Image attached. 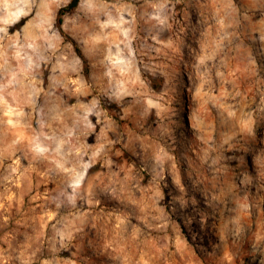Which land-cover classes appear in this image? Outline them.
Instances as JSON below:
<instances>
[{
    "label": "rangeland",
    "instance_id": "1",
    "mask_svg": "<svg viewBox=\"0 0 264 264\" xmlns=\"http://www.w3.org/2000/svg\"><path fill=\"white\" fill-rule=\"evenodd\" d=\"M71 2L0 0V264H264V0Z\"/></svg>",
    "mask_w": 264,
    "mask_h": 264
},
{
    "label": "trees",
    "instance_id": "2",
    "mask_svg": "<svg viewBox=\"0 0 264 264\" xmlns=\"http://www.w3.org/2000/svg\"><path fill=\"white\" fill-rule=\"evenodd\" d=\"M79 2H80V0H72V2L69 4V6H67L66 8H64V9L59 11L58 17H57L56 26L58 27V29L61 30V32H63L62 31V26H63L65 14L73 12L74 10H76L78 5H79ZM25 22H26V20L22 19L17 25H15V28H17V29L20 28L21 26H23L25 24ZM64 36L66 38H68L66 35H64ZM71 42L75 46V49H76V52H77L78 56L83 61V66H84V69H85V77L89 78L90 71H89L88 61H87L86 57L83 55L82 51L79 49L78 45L73 40Z\"/></svg>",
    "mask_w": 264,
    "mask_h": 264
}]
</instances>
